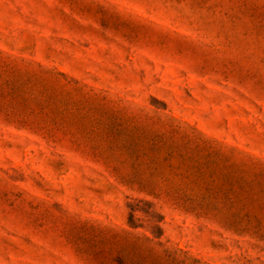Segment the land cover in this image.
I'll return each instance as SVG.
<instances>
[{
	"label": "rangeland",
	"instance_id": "374dc122",
	"mask_svg": "<svg viewBox=\"0 0 264 264\" xmlns=\"http://www.w3.org/2000/svg\"><path fill=\"white\" fill-rule=\"evenodd\" d=\"M0 264H264V0H0Z\"/></svg>",
	"mask_w": 264,
	"mask_h": 264
}]
</instances>
